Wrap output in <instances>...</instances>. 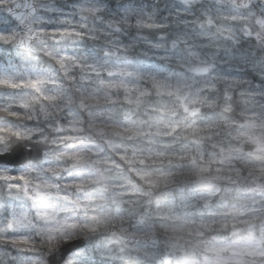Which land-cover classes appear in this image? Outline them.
Returning <instances> with one entry per match:
<instances>
[{
  "label": "snow or ice",
  "instance_id": "1",
  "mask_svg": "<svg viewBox=\"0 0 264 264\" xmlns=\"http://www.w3.org/2000/svg\"><path fill=\"white\" fill-rule=\"evenodd\" d=\"M133 20L138 51L102 42ZM162 30L115 0H0V264H94L141 206L133 237L159 231L177 264H264L261 84L201 90L144 35Z\"/></svg>",
  "mask_w": 264,
  "mask_h": 264
},
{
  "label": "clouds",
  "instance_id": "2",
  "mask_svg": "<svg viewBox=\"0 0 264 264\" xmlns=\"http://www.w3.org/2000/svg\"><path fill=\"white\" fill-rule=\"evenodd\" d=\"M115 4L151 10L163 30L144 35L168 46L171 59L165 62V68L192 78L201 90L214 77H224L239 81L234 93L241 88H255L257 83L261 84L259 90L264 91V81L258 80L253 71L255 63L264 65V25L258 23L264 19V0H248L245 6H241L240 0H115ZM232 15L244 19L233 23L227 19ZM131 23L132 27L122 28L120 33L102 37V42L137 40L138 51L143 44L134 30V20ZM222 28H230L232 35ZM173 41H178L174 49L170 47ZM199 63L210 65V69L194 76L188 66ZM215 83L217 93L222 92L225 81ZM257 100L264 103V96H257ZM141 215L151 216V210L143 206L136 209L124 224L126 235L119 234V229L98 233L97 243L102 252L93 258L94 264H177L168 238L159 231L133 237V233L143 230L144 226L137 223Z\"/></svg>",
  "mask_w": 264,
  "mask_h": 264
}]
</instances>
